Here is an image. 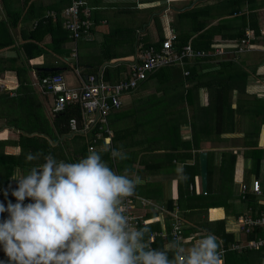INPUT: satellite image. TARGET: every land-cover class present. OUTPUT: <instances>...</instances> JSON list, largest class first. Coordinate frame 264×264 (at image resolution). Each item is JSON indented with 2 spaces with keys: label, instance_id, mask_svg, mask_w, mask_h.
<instances>
[{
  "label": "crops",
  "instance_id": "crops-1",
  "mask_svg": "<svg viewBox=\"0 0 264 264\" xmlns=\"http://www.w3.org/2000/svg\"><path fill=\"white\" fill-rule=\"evenodd\" d=\"M235 1L85 0L89 28L73 38L64 27L63 15L71 0H0V141L17 139L19 132L39 134L46 128L56 136L50 127L54 95L39 87L41 76L62 74L72 88L89 74L117 83L129 78L131 64L140 60L146 47H159L170 29L177 34L198 28L193 36L211 29L205 37L211 39L210 48L203 49L207 56L160 67L122 94L121 106L107 115L108 131H101L94 150L117 174L127 169L129 178H140L133 195L157 204L145 214L147 218L156 214L160 231L167 233L159 236L161 249L172 241L173 211L184 225L185 249L209 234L223 246L222 237L213 232L219 220L235 242L246 240L237 218L255 216L264 208V0H241L237 10ZM247 29L252 35L249 49L237 52L231 45ZM216 46L221 54L214 52ZM15 96L28 102L34 120L22 122L25 114L11 106ZM13 116L15 125L10 122ZM70 128L54 141L44 135L53 146L61 145L67 155L63 161L68 163L82 144L74 141L77 135H88L83 139L86 144L91 141L87 130L75 124ZM105 145L127 158L113 159ZM0 149L5 154L20 153V147L10 142ZM202 151L209 166L206 190L209 187L223 206L206 209L198 200L200 191L206 192L200 177ZM43 163L34 160L26 167L15 166L9 174L5 166L6 186L15 189L10 185L14 174L26 175ZM253 179L260 182L261 198L250 190ZM243 184L248 189L246 199L241 197ZM3 190L0 203L5 207L9 201L15 203L12 194L1 195ZM208 222L211 225L205 226ZM249 250V262L242 258L234 264H264V247L238 253ZM4 254L0 246V257Z\"/></svg>",
  "mask_w": 264,
  "mask_h": 264
},
{
  "label": "clouds",
  "instance_id": "clouds-1",
  "mask_svg": "<svg viewBox=\"0 0 264 264\" xmlns=\"http://www.w3.org/2000/svg\"><path fill=\"white\" fill-rule=\"evenodd\" d=\"M104 151H111L113 159L127 158L110 145ZM26 159L39 155L29 153ZM126 173L117 174L90 149L75 163L48 155L26 175L14 174L16 202L0 203V213H8L0 221L8 264H223L213 234L189 249L177 240L164 249L152 248L145 241L148 229L133 227L122 207L140 183ZM26 199L31 202L25 204Z\"/></svg>",
  "mask_w": 264,
  "mask_h": 264
},
{
  "label": "built area",
  "instance_id": "built-area-1",
  "mask_svg": "<svg viewBox=\"0 0 264 264\" xmlns=\"http://www.w3.org/2000/svg\"><path fill=\"white\" fill-rule=\"evenodd\" d=\"M85 0H71V3L63 10L64 27L73 38H79L85 30L89 28L88 10L85 9ZM176 33L170 29L169 34L161 40L160 46L155 48L150 45L145 48L141 54L139 61L131 64L130 76L125 80H120L117 83L104 82L99 76L89 74L85 76L77 88H72L67 85L62 74H48L42 76L39 80V87L45 92L54 95V104L51 108L52 113L56 114L63 111L65 107L71 103L79 104L82 111L83 130L88 132L97 128L94 136L88 144V151L95 149V143L98 138L102 137L101 131H108L107 115L121 106V96L123 93L132 90L136 87L137 82L145 79L149 73L156 69L173 64H182L188 58H199L207 56L209 52L203 49H195L190 41L181 47L175 46ZM251 33L247 29L245 35L234 45H231L237 52H242L249 49L251 43ZM215 53L221 54L223 50L216 46ZM185 73H188L187 71ZM70 124L74 126L75 121L71 120ZM76 128V124H75ZM104 139H108L105 137ZM11 186H17L15 180H11ZM246 185L241 187V197L246 199ZM251 192L257 198L263 197V192L258 179H253L250 186ZM205 192V191H204ZM153 202L146 198L132 195L126 198L122 207L125 208V215L128 216L130 224L139 228L149 224L150 219L145 214V209L155 207ZM171 227L169 235L172 241L177 240L183 244L186 240L184 235V225L182 219L173 211L170 213ZM237 223L240 225L244 233L252 231L253 227H264V208H262L255 216L245 215L237 218ZM167 236L166 232L151 231L147 242H152L156 237ZM183 246V245H182ZM264 247V235H258L252 239H246L241 242H233L229 247L221 246L219 251L221 258L224 260L228 250H243V249H259Z\"/></svg>",
  "mask_w": 264,
  "mask_h": 264
},
{
  "label": "trees",
  "instance_id": "trees-1",
  "mask_svg": "<svg viewBox=\"0 0 264 264\" xmlns=\"http://www.w3.org/2000/svg\"><path fill=\"white\" fill-rule=\"evenodd\" d=\"M235 4L237 5V6L235 5V7H236L235 9L237 10L239 8V6L242 4L241 0H236ZM236 10H234V11H236ZM210 30L211 29L203 31L198 36H193V33L198 31V28H195V27H193V29L189 33L188 32H177V34H176L177 36H176V40H175L174 44H175V46H177L179 48L182 45L186 44L188 41H190V43L192 44V46L195 49H197V48L209 49L210 45H211V39L210 38L206 39L207 38L206 34ZM11 106H12V108L17 109L18 112H19V110L20 111L23 110V114H25L24 115L25 117L24 116H22V117H24L25 119H23L22 122H30L33 119L34 113H31L32 111L29 112V110H28L29 104H28V102H26V100L24 98H22L20 96L19 97L18 96L13 97V101L11 102ZM16 119L17 118L13 116L10 119V122L15 125ZM44 120H45L46 126L49 127L47 120L45 118H44ZM71 120L75 121L77 129L83 128L80 106L77 103H71V104L67 105L63 111H60V112L55 114L54 118L52 119V123H51L50 127H52L56 131V136L54 134H50V132L46 128L45 130L44 129L42 130L43 132L39 131V134L29 135V134H26L24 132H19L17 139L0 141V148L9 142L13 143L14 145H18L20 147V153L17 155L5 154L0 149V166H2L3 168L6 166L5 171L7 172V174H9V170H11L15 166H22V167L29 166L34 162V161L29 162L26 159V157L29 153L38 154L39 159H37V160L38 161L40 160L42 162H45V157L48 155L53 156L58 162L66 160L67 155L64 153V150L61 147V145H58V143H57L55 146H53L51 144L50 140L54 141L57 139V136L69 133L72 130L70 128ZM96 131H98L97 128L90 131V133H89L90 136L93 137ZM27 132L30 133L31 131H27ZM44 135L50 136L51 139L50 140L47 139ZM76 154H78V156ZM73 155L74 156H71V154H70V157H69L70 163H75L76 161L74 159H76L78 162L79 160L86 158L87 157V144L82 143L80 146V149L76 150L73 153ZM77 157H80V158H77ZM26 161H28L29 163H26ZM208 168H209V166H208ZM28 170H29V167H28ZM2 188L4 190H3L1 195L6 196V197L11 196V193L14 190L13 188H8L6 186V184L0 182V190ZM5 193H7V195H5ZM198 197L203 200L202 204H203V207L206 209L210 206L211 207L212 206H223L222 204H220V202L217 201V199H216L217 195H214L209 187L207 188V190L204 194L202 191H200V194ZM200 199H198V200H200ZM248 199L252 200L251 197H248ZM205 200L207 201L206 203H204ZM171 203L168 204L169 208H172ZM149 215H150L149 218L151 220H150L149 224L147 225V227L145 226L148 229L147 233L145 234V239L148 238V234L151 230L160 231L159 222H158V219L156 217V214L153 213V214H149ZM7 217H8L7 212L0 213V221H3ZM210 225H211V222H208L205 224V226H210ZM143 228H144V226L140 227V229H143ZM183 232H185V230H183ZM213 232L216 233V235H220L222 237L223 246H225V247H228V245H230L231 242H235L234 241L235 236L233 234L227 233L225 231L223 220H219L216 222V227H215V229H213ZM245 234H246L245 239H252L258 235H264V227L263 226L253 227L251 232L245 233ZM160 240H161L160 237H156L154 241L150 242L151 247L155 248V249H161V247H159V245L161 244ZM236 251L237 250H228L227 251V253L225 255V264H234V263L242 262V258H244L246 262H249V260L251 258L249 256L252 253L251 250L244 251L242 253H238V251L237 252ZM169 257H170V259L172 258L171 253H169ZM0 261H2L3 264H8V257L6 256V254H4V255H2V257H0Z\"/></svg>",
  "mask_w": 264,
  "mask_h": 264
},
{
  "label": "water",
  "instance_id": "water-1",
  "mask_svg": "<svg viewBox=\"0 0 264 264\" xmlns=\"http://www.w3.org/2000/svg\"><path fill=\"white\" fill-rule=\"evenodd\" d=\"M199 163H200L201 187L203 191H206L208 166H207V157L205 151L199 153Z\"/></svg>",
  "mask_w": 264,
  "mask_h": 264
},
{
  "label": "rangeland",
  "instance_id": "rangeland-1",
  "mask_svg": "<svg viewBox=\"0 0 264 264\" xmlns=\"http://www.w3.org/2000/svg\"><path fill=\"white\" fill-rule=\"evenodd\" d=\"M189 21H190V19H189ZM189 21L188 20H184V22L186 23L185 25H188V23H189ZM22 112H23V110H21ZM42 124V123H41ZM44 124V123H43ZM87 136L88 135H84V134H82L81 136H76L75 138H74V141L78 144V143H85L84 142V140L83 139H86L87 138ZM89 144V143H88ZM87 144V145H88ZM89 152V151H88ZM0 182H2V183H6V178H5V173H4V168L3 167H1L0 166ZM208 199V198H207ZM200 201L201 202H203V200L202 199H200ZM156 202H158V203H160L161 201H159V200H156ZM207 201L205 200L204 201V203H206Z\"/></svg>",
  "mask_w": 264,
  "mask_h": 264
}]
</instances>
